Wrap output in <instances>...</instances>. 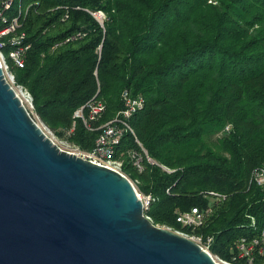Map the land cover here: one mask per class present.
<instances>
[{
	"label": "trees",
	"instance_id": "16d2710c",
	"mask_svg": "<svg viewBox=\"0 0 264 264\" xmlns=\"http://www.w3.org/2000/svg\"><path fill=\"white\" fill-rule=\"evenodd\" d=\"M25 2L32 6L21 29L32 45L12 72L50 128L91 150L101 125L123 108L122 92L143 95L135 134H125L117 156L151 197L145 213L155 224L213 236L210 250L224 259L239 238L261 234L264 184L252 175L264 168V0ZM95 95L107 109L89 129L74 114ZM133 149L144 155L142 171ZM196 207L204 222L183 226L178 214ZM240 264H264V254Z\"/></svg>",
	"mask_w": 264,
	"mask_h": 264
},
{
	"label": "water",
	"instance_id": "95a60500",
	"mask_svg": "<svg viewBox=\"0 0 264 264\" xmlns=\"http://www.w3.org/2000/svg\"><path fill=\"white\" fill-rule=\"evenodd\" d=\"M145 209L129 176L61 148L0 64V264H222Z\"/></svg>",
	"mask_w": 264,
	"mask_h": 264
},
{
	"label": "built area",
	"instance_id": "2783aa9c",
	"mask_svg": "<svg viewBox=\"0 0 264 264\" xmlns=\"http://www.w3.org/2000/svg\"><path fill=\"white\" fill-rule=\"evenodd\" d=\"M31 6L32 4H26L25 0H0V64L4 69L7 80L19 93L24 103L25 100L22 95L25 93L27 94L26 99L31 103V105H33V98L30 92L24 86L16 83L15 76L11 70V67L13 66L19 68L25 66L26 57L32 45L28 41L27 32L21 29L22 18L29 12ZM16 86H18L19 89ZM122 99L124 103L123 108H121L111 120L101 125L102 130L97 137L94 148L91 150H83L75 145L77 147L76 150L70 152H74L77 155L98 164L114 168L127 175L123 170L124 160L117 156V152L119 146L122 144L125 134L128 132L135 134L131 118L139 110L145 107V98L143 95H133L129 89H125L122 92ZM106 109L107 106L105 101L98 95H95L88 100L85 105L75 111L74 117L82 118L89 129H94L92 122L98 121L106 112ZM230 128L231 126L227 125L222 132H229ZM74 129L75 123L69 129L68 133L71 134ZM144 153L147 159L153 162L152 158L145 149ZM129 156L133 161V164L140 171H142L144 169L143 153L133 149L130 150ZM252 180H255L258 184H264V168L257 169L252 175ZM209 195L218 194L211 191L209 192ZM142 198L146 207H148L151 197L145 196ZM205 216L206 211L196 207L192 208L190 211L180 212L177 220L183 226L194 227L201 225L204 222ZM253 223H255L254 220ZM166 227L172 229V227ZM174 231L188 236L198 242L203 248L211 252L210 247L214 242L213 236L205 238L201 235L189 234L178 229H175ZM259 254H264V227L261 234L254 236L253 238H248L246 236L239 238L236 242V252L231 258L224 259L215 254H213V256L222 264H240L241 260L253 263L256 256Z\"/></svg>",
	"mask_w": 264,
	"mask_h": 264
},
{
	"label": "rangeland",
	"instance_id": "374dc122",
	"mask_svg": "<svg viewBox=\"0 0 264 264\" xmlns=\"http://www.w3.org/2000/svg\"><path fill=\"white\" fill-rule=\"evenodd\" d=\"M103 12V11H102ZM99 14H101L100 12H98ZM97 13V14H98ZM102 15V19L105 18V13L103 12ZM13 69V67H11V70ZM13 73V72H12ZM14 75V74H13ZM18 89L19 87L16 86ZM25 104L28 106V108H30V112L32 113L33 117L35 118V120L42 126L44 127V129L46 130L47 134L63 149L68 150V151H75L76 150V146L73 145L71 142L67 141L66 139H64L63 137L59 136L52 128H50L39 116V114L36 112L35 107H34V103L33 105H31V103L25 98ZM139 191L138 188V183L136 181H133ZM140 192V191H139ZM142 197H145L146 195L142 192H140ZM165 226V225H162Z\"/></svg>",
	"mask_w": 264,
	"mask_h": 264
},
{
	"label": "bare ground",
	"instance_id": "6f19581e",
	"mask_svg": "<svg viewBox=\"0 0 264 264\" xmlns=\"http://www.w3.org/2000/svg\"><path fill=\"white\" fill-rule=\"evenodd\" d=\"M97 15H98V17H99L100 19L102 18V15H101V14L98 13ZM22 96L24 97V99L27 98V94H25V93H24Z\"/></svg>",
	"mask_w": 264,
	"mask_h": 264
}]
</instances>
